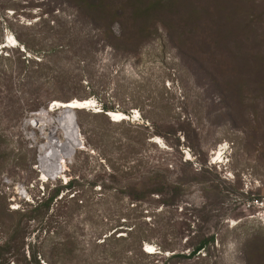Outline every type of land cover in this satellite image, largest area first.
<instances>
[{
    "label": "rangeland",
    "instance_id": "rangeland-1",
    "mask_svg": "<svg viewBox=\"0 0 264 264\" xmlns=\"http://www.w3.org/2000/svg\"><path fill=\"white\" fill-rule=\"evenodd\" d=\"M86 100L41 179V147L66 140L33 115ZM70 183V222L8 211ZM0 223V264H264V0H0Z\"/></svg>",
    "mask_w": 264,
    "mask_h": 264
},
{
    "label": "trees",
    "instance_id": "trees-1",
    "mask_svg": "<svg viewBox=\"0 0 264 264\" xmlns=\"http://www.w3.org/2000/svg\"><path fill=\"white\" fill-rule=\"evenodd\" d=\"M29 62L28 59H25L23 61V65L26 66V63ZM103 111L105 113H109V112H114V107H110V106H104ZM73 187L72 183L67 184L66 186H62L60 188H56V190H54L51 193H45L43 194L41 197H38L35 200V204L30 205L31 208H33L32 210H28L26 212L23 211H14V210H10L8 209V211L13 215V216H18V218H31L35 221L37 220H43L45 217L49 216V212L52 210V208L54 209V214L50 215L48 217V224L49 222H52L56 219L58 220H62L65 222H70L71 219L73 218V215L76 211L80 210L83 208L84 206V202H83V194H74L73 197H71V193L69 195H64L62 196L60 199H58L59 195H60V191L63 189H68L71 190V188ZM2 224L0 223V226ZM60 226V225H59ZM124 225H121L119 221L113 223H110V225L106 226V228H104L102 230V232L99 234V236H103L104 232L108 231H114L110 233L106 238H104V241L102 244H108V246L112 247L109 249L110 254L113 251V248L118 249L121 247L122 242H124L126 239H123L122 237H118V230L120 227H122ZM51 228V227H50ZM49 228V229H50ZM18 231L19 229L16 231V234L14 236H18ZM134 230L129 231L128 236L133 237V235L135 233H133ZM47 233H49V236L51 235V231L49 230ZM53 234V233H52ZM56 235V238H55ZM61 235L60 232H55V234L53 235V238L50 241V244L53 243V240H57L55 247L58 251L59 254H68L70 252H72L73 249H71V246L73 243L70 242L69 239H61L59 238ZM134 240V243L137 244L139 252L143 255V256H148L147 253H145L142 250V244L143 242H145V240L143 239H139L138 237H133L132 238ZM97 241V240H96ZM99 244V243H97ZM215 244V241L213 238H203L201 240H199L197 242V244L195 246H193V250H191V255L189 256L191 257H196V256H200L201 254H203L204 252L209 250V247L211 245ZM44 245V243L42 244ZM118 247V248H117ZM1 251V249H0ZM41 256V255H40ZM38 254H34L33 255V259H31L30 262H28V264H39L38 261V257H40ZM42 257V256H41ZM45 257V256H43Z\"/></svg>",
    "mask_w": 264,
    "mask_h": 264
},
{
    "label": "water",
    "instance_id": "water-1",
    "mask_svg": "<svg viewBox=\"0 0 264 264\" xmlns=\"http://www.w3.org/2000/svg\"><path fill=\"white\" fill-rule=\"evenodd\" d=\"M87 102L92 101H71L69 103H59V102H51L46 109H42L39 113L34 114L33 116L39 117L42 115H48V114H55L54 120L58 124V126L63 130L64 132V138L66 140L65 145H60L59 141L53 140L50 141V144H46L41 147L40 149V155H39V166L41 169V175L46 180H54L57 178L58 174H50V169L51 167L56 165V162L61 158L59 149L60 148H74L76 147L77 144H80V134H79V129L76 125L75 121V113L78 111L86 110L90 108L91 106L79 108L76 106H72V104H79V105H84ZM109 116V115H108ZM69 117L72 118L73 120V126L71 127V132L69 135H67L66 132V125L65 122ZM51 121V120H49ZM113 123H116L115 120H112ZM64 123V124H63ZM34 126L38 127L39 122L36 120L34 122ZM49 153V154H48Z\"/></svg>",
    "mask_w": 264,
    "mask_h": 264
},
{
    "label": "bare ground",
    "instance_id": "bare-ground-1",
    "mask_svg": "<svg viewBox=\"0 0 264 264\" xmlns=\"http://www.w3.org/2000/svg\"><path fill=\"white\" fill-rule=\"evenodd\" d=\"M90 104L87 102L86 104H84V105H79V104H72V106H76V107H82V106H89ZM65 122V125H66V132H67V135H69L70 134V132H71V127L73 126V120H72V118L71 117H69L66 121H64ZM64 124V123H63ZM51 137V136H50ZM49 140V139H48ZM50 141H53L52 139L50 140ZM50 141H48V144H50ZM49 154V153H48ZM61 159V158H60ZM63 159V158H62ZM62 164V163H61ZM60 164V165H61ZM59 170V168L58 167H56V166H53V167H51V169H50V174H57V171ZM45 179V178H44Z\"/></svg>",
    "mask_w": 264,
    "mask_h": 264
}]
</instances>
